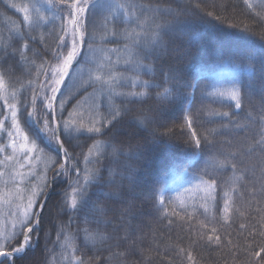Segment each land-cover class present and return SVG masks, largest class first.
<instances>
[{"label": "snow or ice", "instance_id": "6c2138e0", "mask_svg": "<svg viewBox=\"0 0 264 264\" xmlns=\"http://www.w3.org/2000/svg\"><path fill=\"white\" fill-rule=\"evenodd\" d=\"M7 3L22 14V19L19 23L12 22L7 37L0 35V65L9 56L18 63L35 65L29 53L33 56L40 53L30 48V43L38 42L47 49L46 37L55 34L56 45L51 53L52 62L41 57L36 78L42 75L48 83L30 88V102L22 103L20 98L24 85L10 89L5 71H0V101L7 109L0 112V210L9 209L7 223L0 217V264H15L17 258L23 259L39 247L46 189L51 187L50 170L54 173L53 180L71 174L76 178L59 206L69 216L68 223L57 232L59 252L47 264H145L144 251L152 249L139 248V227L133 224L137 202L145 196H150L162 217H177L186 226L189 246L185 248L178 243L168 246L181 258L180 264H203L194 252L197 244L227 249L231 264H264V60L260 63L259 85L250 81L232 82L230 87L202 86L175 64H166L172 52L180 51L182 57L188 55L179 43L189 23L187 10L174 11L139 0H42L39 7L31 2L17 4L7 0ZM242 3L264 21V2L260 11L253 0ZM196 8H200L199 3ZM205 14L221 19L213 10ZM98 16L99 28L103 29L99 36ZM117 24L123 27L118 30ZM243 31L254 30L244 24ZM261 32L264 39V29ZM109 38L123 41L122 49L93 47ZM13 40L20 43L19 48ZM121 52L123 55L115 58L109 54ZM145 60L149 62L146 64ZM74 62L80 76L85 72L80 65H89L87 80L79 85L69 75ZM120 65L123 71L117 70ZM11 71L9 66L7 72ZM144 76L149 79H143ZM66 79L71 80L73 87L65 86L62 93ZM37 87L46 113L43 117L37 115ZM81 88L84 91L76 95ZM88 88L92 91H87ZM197 93L201 97L198 107L189 100ZM253 93H258L262 102L258 116L250 109L247 111V124L234 121V113L213 107L217 101L226 100L230 103L221 107L239 111L251 104ZM69 100L75 102L67 111ZM149 101L154 107L133 117L134 131L124 140L119 139L122 126L131 115L128 104ZM21 107L25 110L24 123L34 129L31 136L21 125ZM168 108L181 112L182 123L176 126L186 146L181 166L193 177V182L174 197L166 195V181L142 182L138 167L150 161L148 144H171L173 129L166 133L158 131V126H164L160 121ZM230 128L243 131L232 139L222 140ZM141 131L148 133L143 140L137 138ZM81 136L91 140L83 154V171L65 147L66 142L71 144ZM164 136L169 139L165 141ZM38 139L46 141L56 156L46 153ZM61 153L62 159L58 160ZM105 160L109 161L107 165L103 164ZM38 164L43 169L36 177L37 183L26 186V181L36 176ZM102 170L106 176L101 175ZM105 188L111 191H104ZM218 200L222 203L219 216ZM116 202L121 207H111ZM76 216H81L83 224L78 229L83 236L82 248L77 244V235L70 231ZM168 223L172 224L173 220L169 219ZM236 224L238 228L233 229Z\"/></svg>", "mask_w": 264, "mask_h": 264}, {"label": "trees", "instance_id": "16d2710c", "mask_svg": "<svg viewBox=\"0 0 264 264\" xmlns=\"http://www.w3.org/2000/svg\"><path fill=\"white\" fill-rule=\"evenodd\" d=\"M13 3H35L37 7L40 6L42 0H12ZM140 3L146 5L156 6L161 8L172 10H187L186 19L189 23L184 28V33L179 41L181 50L187 49L188 55L182 57L180 51L172 52L166 60V64H175L176 67L182 69L186 76L194 80H198L202 86L208 84H215L217 87H230L232 82H238L241 84H247L250 81H254L259 85L260 63L264 60V39L261 38L264 29V21H260L259 18L251 11L247 10L242 3V0H139ZM264 0H253L256 10L260 11V4ZM200 4V8H196V4ZM215 4L217 7L213 8ZM209 10L215 11L221 19H213L208 17L205 13ZM22 19V14L15 9L9 7L7 0H0V35L7 37L9 34V28L12 26V22L19 23ZM170 19V17L168 18ZM100 17L96 19L98 36L103 33V29L99 28ZM247 24L254 31L252 33L243 31V25ZM117 29L123 27V25L117 24ZM47 31V29H45ZM92 31V25H89V32ZM48 48L45 49L43 45L37 43H30L29 47L35 49L40 55L33 56L29 53V59H35L36 64H21L17 59L11 56L5 58V62L0 65V71H5L6 81L10 89L20 88L21 84L24 85L23 91L19 93L22 103L30 102V88L35 85L48 82L44 80L41 75L39 79L36 78L37 66L42 62L41 57L47 59L49 62L53 61L52 50L56 45L55 34L46 37ZM123 41H113L111 38L104 41H98L93 47L96 49H110L119 47L122 49ZM13 44L19 48L20 43L13 40ZM85 52L87 49L84 50ZM115 58L116 55H123V53H109ZM83 55V53H82ZM99 55V51L97 52ZM80 58L78 59V61ZM179 61V63H176ZM146 64L148 60L144 61ZM11 66V73L7 72L8 67ZM82 68L88 69L89 65L81 64ZM159 67V65H156ZM238 68L241 71L234 74L217 78H211V75L218 70ZM79 70L77 63L74 62L73 69L69 74L73 77L74 73ZM118 71H123L122 65L117 66ZM143 79H149L148 76H144ZM32 80L33 85H28V81ZM70 79H66L64 85L61 87V92L65 91V86H69ZM84 90L80 91L79 96ZM87 91L91 92L92 89L88 88ZM77 93V92H76ZM35 94L37 95V115L43 117L46 113L42 107V98L40 96V89L35 88ZM61 100V96L57 95V102ZM189 100L194 102L195 106L200 105V94L189 97ZM74 100H69L66 108L67 111L71 110ZM261 98L258 93H253L251 97V104L247 108H242L237 111L230 107H221V105H227L230 102L226 100H219L213 107L220 108L222 111H229L234 113L233 120L240 121L242 124L248 123L247 111L250 109L254 116H258L260 112ZM128 109L131 115L128 121L122 126V135L119 139L124 140L129 132L134 131L131 124L132 118L139 115L141 112L148 113L149 110L154 107L152 101L147 103H130ZM188 105H185L187 108ZM30 110V108L28 109ZM7 109L3 107V101H0V112H6ZM24 109L21 107V125L28 131L29 135L34 134V129H29L24 123ZM67 111L65 115H67ZM207 120V117H204ZM8 126V122H5ZM182 123L181 112L177 108L165 109L163 113V119L160 121L158 131L160 133H166L169 128L173 129L171 133V144L158 143L148 144L147 147L150 152V161L144 166L140 165L139 175L142 182L148 184H155L157 182H167L166 195L174 197L176 190L180 185L190 184L193 182V177L189 172H185L181 166L185 159V145L183 142V136L179 128L176 126ZM243 130L239 128H230L226 130V136L222 137V140L232 139L237 133H241ZM148 136L147 132H140L137 136L138 139L143 140ZM63 139V137H61ZM103 139L108 140V137ZM165 141L169 139L168 136H164ZM6 142V140H5ZM40 147L44 148L45 152L56 156V152L47 145L46 141L41 139L37 140ZM135 144V139L132 141ZM91 144L86 136H81L79 140H72L71 144L65 143V147L69 149L72 154L77 167L83 171L82 158L87 147ZM172 145H175L174 147ZM63 153L57 157L58 160L62 159ZM78 158V159H76ZM109 161L105 160L104 165H107ZM134 166V161H129ZM175 165V167H173ZM103 168V165L100 166ZM196 165L193 164L192 168ZM43 165L38 164L36 166V176L30 177L26 181L28 183H37L36 177L42 172ZM182 174V183L176 182L174 185L168 187L172 182H175ZM54 173L50 170L48 173L51 187L46 189V197L49 193V197L45 202L46 211L44 214V220L42 223V232L40 235L39 247L34 253H29L25 258L15 260V264H47L49 258L59 252V243L56 240L57 232L61 225H66L69 220V216L60 211L59 206L62 202V198L66 190L70 189V184L75 180V175L71 176H59L55 180L52 179ZM101 175L106 176V172L102 170ZM96 190L93 189V192ZM104 191H111V189L105 188ZM96 197L93 196V200ZM102 199V198H101ZM217 215L221 213L219 208L222 207V203L218 200ZM113 208L121 207L119 202L111 205ZM202 211V210H201ZM9 209L4 207L0 210V217H2L7 223V213ZM172 219L173 223L169 224L168 220ZM73 224L70 231L77 235V244L80 248L83 245L82 233L78 231L83 227L81 216L73 218ZM255 223L254 220L250 221ZM134 225H138L139 231L137 235L141 237L137 241L141 250L152 249L151 252L144 251L145 264H180V257L175 255L174 249L168 247L173 243H178L181 246L187 248L189 246L188 235L185 231V225L178 220L177 217L169 216L162 217L157 211L156 207L152 204L150 196H145L142 200L137 202V218L133 221ZM238 228V224L233 225V229ZM111 229H109L110 231ZM235 237V231L233 232ZM194 238V237H193ZM242 239V238H241ZM251 239V238H250ZM257 237V241H259ZM255 247V245H253ZM47 247L48 251H45ZM167 249V250H166ZM79 251V248H78ZM194 252L198 253V259L203 261V264H231V254L227 249H217L215 245L211 247L201 246L197 244L194 248ZM159 253V255H157ZM89 254H91L89 252ZM150 257V259H148ZM134 258H140L136 256ZM59 259V258H58Z\"/></svg>", "mask_w": 264, "mask_h": 264}, {"label": "rangeland", "instance_id": "374dc122", "mask_svg": "<svg viewBox=\"0 0 264 264\" xmlns=\"http://www.w3.org/2000/svg\"><path fill=\"white\" fill-rule=\"evenodd\" d=\"M85 69V68H84ZM241 70L240 69H238V68H233V69H225V70H218V71H216L215 73H213L212 75H211V78H221V77H223V76H228V75H234V74H236V73H238V72H240ZM78 73H79V70H77L75 73H74V75H73V77L72 78H74L75 79V81H76V85H79V84H81L82 83V81H85V80H87V69H85V72H84V74H83V76H80V75H78ZM69 86L70 87H73V85H72V82L70 81V84H69ZM83 89L81 88L80 89V91H82ZM80 91H78L77 93H76V95L80 92ZM69 102V101H68ZM6 122V121H5ZM6 124V123H5ZM5 127H7L6 125H5ZM6 140V139H5ZM8 151H10V149L8 150ZM182 178H183V175H181L175 182H172L168 187H170V186H172V185H174V183H176V182H179V183H182ZM190 184H183V185H180V187L176 190V192H175V196L178 194V193H180V192H183V190H184V188L185 187H188Z\"/></svg>", "mask_w": 264, "mask_h": 264}, {"label": "water", "instance_id": "95a60500", "mask_svg": "<svg viewBox=\"0 0 264 264\" xmlns=\"http://www.w3.org/2000/svg\"><path fill=\"white\" fill-rule=\"evenodd\" d=\"M78 59H79V57H78ZM72 69H73V68H72ZM71 71H72V70H70V73H71ZM61 87H62V86H61ZM48 197H49V193H48V195H47V199H48ZM47 199H46V200H47Z\"/></svg>", "mask_w": 264, "mask_h": 264}]
</instances>
